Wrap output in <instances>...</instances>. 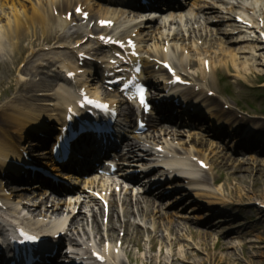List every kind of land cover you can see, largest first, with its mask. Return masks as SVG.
<instances>
[{
  "label": "bare ground",
  "instance_id": "6f19581e",
  "mask_svg": "<svg viewBox=\"0 0 264 264\" xmlns=\"http://www.w3.org/2000/svg\"><path fill=\"white\" fill-rule=\"evenodd\" d=\"M219 1L222 2L223 0ZM230 1H234L230 11L235 12L233 9L237 6L239 10L238 16L244 19L246 23L248 22L253 25L252 28H246L244 25L240 28V26L237 25L239 34L244 35L241 39L237 40V43L242 44L244 42L247 45L244 48L240 47L236 49L232 55H229V52L226 53L225 49L222 47L223 41L218 36L220 33L217 32V30L208 28L206 25L209 19L204 16L212 11V9L209 8L205 11L206 13L204 15L198 17V21L197 17H195L197 22H194V25L188 23L189 25L186 24V27L165 30L164 32L158 31L160 28L156 30L157 34L151 36V43L146 48L148 54L161 61H171L177 69H181L182 71H188L192 66L199 63L202 64V68H198V71L193 76L194 81L199 82L202 87L207 88L208 91H212L214 94L217 93V89L213 81L216 80V76L221 70L235 72L234 76L244 81L243 83L248 81L252 72L264 75V64H258V60L264 55L263 39L258 34L259 31L264 33V0ZM0 3H3L5 6H11L10 11L13 12L12 16L9 15V12L8 14H0V25L2 24L3 16H9L7 18V26H0V79H5L6 77L10 78L11 76L13 78L14 75L19 76L16 84L13 83L8 89L0 91V177L2 178V172H7L8 177H11L12 173L15 175V182H22L24 179V176L21 175L22 172H24V175L30 176V172L25 171L23 166L32 164V162L28 163L23 153H28V157H33V159L36 155L45 158L43 153L36 154V149L33 144H31V140L35 139L39 144L43 142L46 143L50 135L51 125L47 124V120H45L44 117H41L48 112V109L46 107L38 109L34 105L42 101L40 93H43L42 91H44L45 88V91L48 92L45 96L52 97L50 102V104L52 103L50 114L54 112L56 119L62 118L65 107L71 102L70 92L72 82H69L65 75L61 76V74L56 73L53 76L58 80L54 79L50 81L48 77L42 76V72L38 73V70L42 67L51 68L57 65L61 67V69L68 71L83 69L80 66L81 61L77 54L74 55L73 53L75 45L71 41L73 39H69L72 32L68 30L71 28L70 26H72L71 24L73 22L79 24V22H83V19L79 17L80 20H77L78 16L74 14L72 19L68 20L67 12L65 14L63 13L68 11L72 6L74 9L76 6H81L84 12L89 16V22H91L96 17L104 20L117 21L122 11L103 6L94 0H14L11 4H9L7 0H4L2 2L0 1ZM44 3L46 5H44ZM27 4H30L31 10H29ZM205 8L204 6L198 8V10H203ZM97 30L98 28L96 26L90 31H87L88 41L92 40ZM139 35H141V32H139ZM82 47L83 45L80 46V48ZM100 47L102 46L100 45ZM100 47L96 44L90 47L88 51L90 53L94 52L96 56H101L98 53L101 51ZM44 48H47L48 51H45ZM79 52L85 51L81 49ZM246 54H250V58L246 57L247 61L243 58L244 61L241 62V56ZM207 61H209L208 71L205 65ZM242 64L243 66L240 67ZM90 73L91 71L88 72L84 70L83 74L78 77L77 83L83 86L85 83L89 84L87 77H90ZM244 85L245 84H243L242 89L245 88ZM0 89L2 90L3 86H0ZM242 89L239 90L241 91ZM94 90L96 92L99 91L98 88ZM11 96L14 97L10 98ZM189 97L192 98V96ZM193 99L196 103H202V109L206 107L208 110L209 108L212 109L209 113V118H216V125L223 120L226 125L228 124L227 126L231 128L236 127L234 133L238 132L240 135V132H246L245 135L242 136L243 138H248L253 142L254 140L264 141V117L257 115L250 117L249 114L235 110L231 105H226L228 109L225 110V104L219 99L217 100L216 97L208 98L203 95H196L193 96ZM194 108H197V106L195 105ZM57 122H59V120H57ZM40 133L42 134L41 137ZM227 134L231 136V133L228 131ZM156 137L162 141L165 151L177 157L174 163L177 164L182 161L180 165H187L189 167L194 166L196 169H198L197 166L199 161L206 163V170L198 169L196 176L193 171L194 169H192L190 175L194 174L192 176L195 178L188 179L190 184L188 194H192L190 195L192 197H195L196 194L198 199H200L199 202L201 203L202 201L199 205L204 204L208 206L207 203L213 200V197H211L209 193V191L212 190L211 185H218L223 180L222 176L225 175V181L222 182L220 186L218 185L216 187L218 188L216 190L218 194L213 195L220 201L216 202L217 204H214L215 207H211L210 210L208 207H204L206 210H209L206 211L208 212L206 215L209 218L211 217L206 222V226L210 224L209 221L216 215L222 216V218L226 219V222H229V218H233V216H226V208L219 206V203L234 204V202L229 201L228 203V200L225 198L223 199V197H225L224 192L227 183H235L236 191L240 194L236 196V200L238 201H235V204L237 205V203H239L242 205V203H245L243 202L244 200L246 201L249 199V192L242 195L243 193L241 194L240 186L245 185V180L250 176L255 183H258V176L264 172V170L260 171L257 169L259 170L258 174L257 171L253 173L252 170L245 168L243 165V162L247 159L242 161L233 159L221 150L219 144L200 139L192 133L185 134L184 131L165 128L157 132ZM185 137L187 140L184 139ZM256 137H260L261 139H257ZM236 139L239 141L242 138ZM207 152L218 157L217 162L221 164L220 171L218 169L217 176L214 177L211 182L207 181V178L201 176V174H204L206 171H213L210 161L211 155ZM256 156L258 155L251 156L248 158V161L252 160L253 163L259 165V163H261L259 161L261 160ZM172 162L173 161H170V164ZM52 170L62 177L61 171L58 168L52 166ZM38 176L39 175L36 174L35 178ZM63 179L68 180L69 177L65 176ZM27 180L28 179H26V182ZM45 181L48 182L49 180L45 179ZM74 184H78V180ZM93 184V182L87 183L84 190L79 191L80 195H71L66 198H59L48 194L41 195V192L40 195H37V197L39 196L37 198L36 196L21 195L15 191V189H12V192H10L14 200L25 198L24 203L19 202L15 204L11 202V196L7 193L5 194V186L4 188L0 186V202L8 209L4 211L0 208V222L10 221L21 227L34 224V226L39 229L48 228L50 226L51 228H56L53 235L62 232L64 228L68 227V230H72L75 236L79 234L88 238L90 234L92 238L94 237V240H96L100 237L99 219H102L106 212L104 209L102 210L100 208L96 198L86 196L88 195L87 192L93 189L94 186L95 191L102 195L104 193L111 194L108 198L111 205L109 210L108 235L102 239V241L109 244V248L103 246L104 249H100L97 244L94 248L92 247L94 242H91L87 250L89 255L103 253L104 258L109 260L110 264H125L120 260L123 259L124 252L130 255L128 251L130 248L128 246H130L131 249L134 247L139 250L141 248L140 240L143 234L147 233L150 252L141 253L142 257L144 256L143 264H207L209 260L211 262L216 260V253L212 252L210 247L212 245L209 244L211 240L210 233L202 232L193 234L190 229L185 228V233L190 235L193 242L196 243V238L201 239L200 242L196 243L197 245L194 246L185 235L179 234L176 230L180 225L184 227V223H179L178 221L176 224H173L172 216L175 214L172 216L168 215V213L163 211L165 206H157L154 200L147 199V197H136L134 201V205L136 206L135 213L133 209H131L133 208L131 207L133 202L128 196L131 190H119L118 184L107 186L104 184ZM6 185L8 186V183H6ZM20 191L27 192L26 189H21ZM117 194L121 197H117ZM132 194L134 197L137 196L136 192ZM114 197L118 198L116 204L113 199ZM262 197L263 199L258 198L254 201H257L256 205L259 203L258 206L264 209V196ZM121 202L126 206L123 217L136 216L145 223L152 222V231L146 228L141 229L139 225H135L133 227V232L135 234L132 237H130L128 233L126 238L124 237L119 240L123 244L121 247L122 250L119 249L123 254L120 253L116 256L114 253L118 248L114 245L117 240V231L118 229H122L129 232L130 228L128 227L130 226L129 221H124L119 227L114 224L117 204L120 205ZM248 202H250L249 204H253L251 203L252 201L248 200ZM76 208L77 212L72 214ZM204 208L201 206L202 211ZM86 209L87 215L85 217ZM65 215H67V217L64 219ZM32 216L35 218L42 217L46 219V221L43 219H35ZM163 218L167 219V227ZM33 220L36 221L30 223L31 221L33 222ZM56 220L60 221L59 225H56ZM93 221V230H96L95 232H93L92 229L88 231L86 228L87 225L92 224ZM159 228H165L163 233H166L167 236L170 237V240L166 238V235L164 236V240L168 242V248L164 246L165 242L161 240L162 243L159 244L160 254L155 257L152 255V251L154 250L155 244L158 242L156 236L159 232ZM250 232L254 231L251 229V231L247 233ZM41 233L45 235L49 234L45 230L41 231ZM232 234L233 233H230L228 235L231 236ZM180 240L188 242L187 246L181 245L180 243L178 244ZM230 241H226L219 246V251H223L226 256L225 259L228 260L235 259L237 255L235 251H229L231 248H236ZM74 245H78L76 240H70V246L74 248ZM218 245L219 242L214 243L213 249ZM164 247L168 249L166 254H162V249ZM80 248H82V246H80ZM97 248L101 251L97 252ZM242 248L244 249L245 245H243ZM204 252L207 253L206 258L201 259L200 257L204 255ZM131 255L128 256L129 259H131ZM197 258L201 260L196 261Z\"/></svg>",
  "mask_w": 264,
  "mask_h": 264
},
{
  "label": "rangeland",
  "instance_id": "374dc122",
  "mask_svg": "<svg viewBox=\"0 0 264 264\" xmlns=\"http://www.w3.org/2000/svg\"><path fill=\"white\" fill-rule=\"evenodd\" d=\"M4 1V0H2ZM12 1L14 0H7V2L9 4L12 3ZM28 7H30L29 4H27ZM11 6H3V11H0V14H4L8 12L10 13L9 15L12 16L13 12L10 11ZM230 8V7H227ZM237 13L238 10L235 9V13L232 15L231 20L230 21H223L224 18H228L225 14H214L211 15L212 18H216V19H211L213 22H218V24L212 25L210 28L209 25L208 27L210 29H217V32H219L220 34L218 35L221 40L223 41V45L222 47L225 49L226 53L229 52V55H232L233 52L238 49V48H244L245 46H247L244 42L242 44L237 43L238 39H241L244 35L239 34V30H237V24H236V17H237ZM7 17L3 16L2 19V24L0 26H7ZM211 21V22H212ZM241 55V54H240ZM239 55V56H240ZM238 57V56H237ZM250 58V54H246V55H242L241 56V62L244 61V59ZM244 58V59H243ZM240 61V60H239ZM247 61V59H246ZM208 62V61H207ZM258 64H264V55H262V58H260L258 60ZM197 65V66H196ZM195 66H192L190 69H188L187 74L190 75V73L195 74L198 71V68H202V64H196ZM242 65H240V67H242ZM260 68V67H259ZM46 70V69H45ZM233 70V69H231ZM234 71V70H233ZM235 72H227L225 70H221L217 76H216V80H212L215 83V87L217 89V92L219 93H225L231 96L233 101H240V100H244V105H249L251 107V110L249 112H252L253 114H258L260 116H264V88H258L257 85L260 84H264V75L263 74H259V73H255L252 72L248 78V81L245 82L244 86L245 88L242 89L243 84L241 83L242 80H239L238 78H236L234 76ZM248 73L247 72V77H248ZM41 75V74H40ZM227 76H230L228 78H230V81H223V79H225ZM19 79V76H15L12 78V76L6 77L5 79H0V86H3V89L0 91H4L6 89L9 88L10 85H12L13 83L16 84V81ZM4 81V82H2ZM240 82V83H239ZM239 89H242L241 91ZM14 96H11L10 98H12ZM231 104H233L231 101H227ZM234 105V104H233ZM251 115V114H250ZM199 134V133H197ZM209 139V138H207ZM213 140V139H212ZM33 143V141L31 140V144ZM223 151L228 152L227 149H223ZM208 154H210L209 152H207ZM229 153V152H228ZM231 157L235 158V159H244L243 157H240L238 154H231ZM211 155V165H212V169L213 171H208L205 172L204 174H202V177L207 178V181L211 182L213 180L214 177L217 176L218 173V169L220 171V167L221 164L218 163L217 159L218 157H215V155ZM227 155V153H226ZM259 160V165H256V163H253L252 160L248 161V159L246 161L243 162V165L245 168H249L250 170L253 171V173H255L257 171V174L259 172V170H264V156H256ZM248 158V157H246ZM219 167V168H218ZM259 169V170H257ZM255 174V175H257ZM260 174V173H259ZM7 175V176H6ZM222 176V175H221ZM225 175L222 176V181L220 183V185L222 184V182L225 181ZM258 176V175H257ZM258 183L254 182L250 177H247V179L245 180V185L240 186V190H241V194L244 195L246 192H249V201H252L251 203L253 204H249L250 202H248V200H244L242 203L239 204L237 203V205L235 204V201L237 202V195H240L239 193H237L236 188H235V183H227L226 188H225V194L223 197V199L225 198L226 200H228L227 202H234V204H224V203H219L220 207H224L226 208V212L225 215L226 216H233L232 219L229 218V222H226L224 218H222V216L216 215L213 219H211V221H209V225L206 226V222L211 218H209L206 214L209 211L211 207H215L214 204H217L216 202H219L220 200H218L216 197H214L213 195L218 194L217 193V189L215 186L211 185L212 190L209 191L211 197H213L212 201L208 202V206L207 205H199L202 203L199 202L200 199H198V196L195 194V197L190 196L192 194H185L183 192H177L176 197L173 198L172 200L166 201L167 203H165L164 201H160L158 200L157 202L160 204H168L164 207V210L166 211V213H168V215L172 216V223L176 224L178 221L179 223H184V227L183 225H180L178 227V229H176L179 234H183L185 235V237L189 240V242H192V244H194V246H196V243L200 242V238H196L195 242H193L191 240V237L188 233H185V228L190 229L192 231L193 234L196 233H202V232H208L211 234L210 237V241L209 244H211V250L213 253H216V260L211 262L210 260L207 262V264H264V211L261 210L258 205H256L258 198L259 199H263L262 196H264V172L262 174H260L258 176ZM6 183H8V186L6 185ZM225 184V183H224ZM219 185V186H220ZM0 186L4 187L5 186V191L7 194H11L12 189H15V191H17L18 193H20L21 195H27V193L20 191V187L19 185L16 184V182L13 180V178L8 177V173L5 172V174H3L2 178L0 177ZM188 186V185H186ZM214 189V190H213ZM11 191V192H10ZM181 193V194H178ZM199 195V194H198ZM259 196V197H258ZM197 197V198H196ZM215 198V199H214ZM253 200H252V199ZM251 199V200H250ZM23 200V199H21ZM12 201V200H11ZM156 202V201H155ZM240 202V201H239ZM15 203H18V201L16 200ZM14 204V203H13ZM201 206L202 208L204 207H208L209 210H206V208H204V210H201ZM217 207V205H216ZM133 209V211H136V208L133 207L131 208ZM133 212V213H134ZM136 213V212H135ZM134 213V214H135ZM87 215V209H86V213H85V217ZM124 221H129L130 222V227L129 228V232H126L122 229H118L117 231V246H119V241L122 238H126L128 233L130 234V237H132L135 233L133 232V227L135 225H139V228L141 229H148L149 231H152V222H147L145 223L143 220H140L138 217L136 216H130V217H120L114 218V224L117 225L118 227L120 225H122V223ZM163 221H165V225L167 227V219L163 218ZM93 223L92 224H88L87 225V230L88 231H92L95 232L93 230ZM169 223V222H168ZM87 224V223H86ZM107 225L105 223V221L103 219H99V227H100V237L96 240H93L92 242H94V244H98L99 240L105 236L108 235L107 232ZM90 226V227H89ZM257 228V230H256ZM165 229V228H164ZM164 229H160L159 228V232L157 233V239L158 242L155 244L154 250L152 251V255L153 256H159L160 254V245L162 242L161 240H163L165 242V245L168 248L167 245V240H164V236L166 235V238H168L170 240V237L167 236V234L163 233L165 230ZM251 229L254 232H250L247 233L249 231H251ZM82 233V231H81ZM163 233V235H162ZM233 233L231 236H229L228 234ZM89 236L92 238V236L89 234ZM77 241L81 242L82 244L85 245L86 243V238H84L83 236L77 234ZM136 238V236H135ZM94 239V237L92 238ZM231 240V241H230ZM140 244H141V248L138 250L136 248L133 247V249H131L130 246H128L130 249L128 250L130 252L131 255V259H127L126 255L124 256V259H121L122 262L126 263V264H143L144 260V256L142 257L143 253H148L149 251V243H148V235L147 233L143 234V237L140 240ZM226 241H230L233 245L236 246V248L234 249H229V251H235L236 252V258L232 259V260H228L225 259V253L223 251H219V246L221 244H223ZM219 245L213 249V245L214 243H218ZM187 246L186 241L180 240L178 242V244ZM245 245V248L243 249L242 246ZM167 248H163L162 249V254H166V251L168 250ZM217 250V251H215ZM142 253V254H141ZM129 255V254H128ZM207 253L204 252V255L201 256V259H205L206 258ZM197 258L196 261H200L201 259Z\"/></svg>",
  "mask_w": 264,
  "mask_h": 264
},
{
  "label": "snow or ice",
  "instance_id": "6c2138e0",
  "mask_svg": "<svg viewBox=\"0 0 264 264\" xmlns=\"http://www.w3.org/2000/svg\"><path fill=\"white\" fill-rule=\"evenodd\" d=\"M102 23H104V22H102ZM141 101L144 102L143 89L141 90ZM89 103H92V101L89 100ZM101 106H102V105H101ZM25 235H27V234L25 233ZM29 240H31V241H36L37 238H36V237H33V236H29Z\"/></svg>",
  "mask_w": 264,
  "mask_h": 264
}]
</instances>
